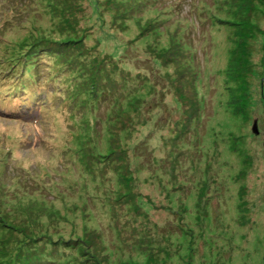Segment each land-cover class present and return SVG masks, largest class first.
I'll list each match as a JSON object with an SVG mask.
<instances>
[{
	"label": "rangeland",
	"instance_id": "1",
	"mask_svg": "<svg viewBox=\"0 0 264 264\" xmlns=\"http://www.w3.org/2000/svg\"><path fill=\"white\" fill-rule=\"evenodd\" d=\"M33 256L264 264V0H0V264Z\"/></svg>",
	"mask_w": 264,
	"mask_h": 264
},
{
	"label": "trees",
	"instance_id": "2",
	"mask_svg": "<svg viewBox=\"0 0 264 264\" xmlns=\"http://www.w3.org/2000/svg\"><path fill=\"white\" fill-rule=\"evenodd\" d=\"M48 40H50V39H48V38H42V39H38V41H47L48 42ZM51 43L54 45V46H56V48H58V49H55V48H53L56 52H57V54L59 55V56H63L64 54H63V51H62V47H60V46H58V45H56L54 42H52L51 41ZM65 57H62V60H61V57H60V61L58 62L59 64L61 63V65H60V67H64V66H68V65H70L71 63L69 62V60H66V59H64ZM48 60V58H46V61ZM41 62H44L43 60L41 61ZM48 62V61H47ZM107 62V61H106ZM70 67V66H69ZM101 71V69L99 70V72ZM100 80L99 81H102V78L100 77L99 78ZM15 80V77L13 78V80H11V82L12 81H14ZM98 93H97V95L98 94H100V92H107V88L105 87V86H102V85H99V87H98ZM36 257H38V256H33L32 258H31V260H32V262H33V258H36ZM40 262H42V260H40L39 259V257L38 258H36V264H39ZM29 264H31V263H29Z\"/></svg>",
	"mask_w": 264,
	"mask_h": 264
}]
</instances>
